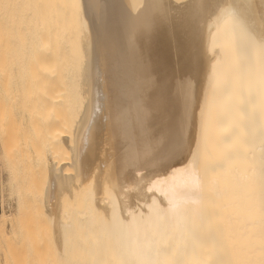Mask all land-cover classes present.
Instances as JSON below:
<instances>
[{"label": "bare ground", "instance_id": "6f19581e", "mask_svg": "<svg viewBox=\"0 0 264 264\" xmlns=\"http://www.w3.org/2000/svg\"><path fill=\"white\" fill-rule=\"evenodd\" d=\"M31 1L24 79L34 89L50 82L53 102L66 108L65 128L47 133L57 160L48 167L42 192L51 217L64 196H77L55 221L66 263L264 264V52L234 31L229 17L210 31L207 24L202 33L186 29L180 5L190 0H163L166 21L152 7L156 0H106L102 14H85L80 0ZM241 2L250 31L258 35L264 0ZM149 59L152 83L145 87L142 64ZM189 70L198 81L197 113L204 110L195 163L152 193L145 187L126 196L123 188L131 185L122 174L123 160L148 150L149 111L182 105L175 86ZM39 110L31 115L45 112ZM64 145L72 173L59 162ZM114 208L119 222H113ZM22 235L14 231L13 239L19 242Z\"/></svg>", "mask_w": 264, "mask_h": 264}, {"label": "rangeland", "instance_id": "374dc122", "mask_svg": "<svg viewBox=\"0 0 264 264\" xmlns=\"http://www.w3.org/2000/svg\"><path fill=\"white\" fill-rule=\"evenodd\" d=\"M8 1L0 0V264H62L63 261L64 264H69L58 246L60 238L56 239L59 233L55 226L56 218L64 216V209H69L71 202L77 201V196H64L60 200L63 209L61 205V209H55L52 215L54 218L51 217L52 212L43 209L42 205L46 182L44 177L48 167L57 160L54 154L56 147L51 145L52 138L50 139L51 135L47 133H55V130L65 128L62 117L66 108L58 107L57 103L53 102L56 96L53 98L51 91L53 92L55 86H51L50 82L35 85L34 89L31 80L25 81L27 71L25 72L24 67L28 62L27 51L30 47L26 31L30 18L28 9L32 1ZM23 1L26 4L22 5ZM23 7L28 8L25 10ZM21 28L24 31L20 30ZM46 91V96L40 95ZM43 97L46 99L39 103V98ZM36 109L45 112L39 110L38 116L31 115ZM31 130L37 132L32 135ZM67 132L61 135H66ZM64 146L59 162L70 171H67L68 173H72L65 153L67 147ZM44 210L50 216L44 213ZM20 230L24 238L16 242L13 233ZM65 257L67 258V255Z\"/></svg>", "mask_w": 264, "mask_h": 264}, {"label": "snow or ice", "instance_id": "6c2138e0", "mask_svg": "<svg viewBox=\"0 0 264 264\" xmlns=\"http://www.w3.org/2000/svg\"><path fill=\"white\" fill-rule=\"evenodd\" d=\"M80 3L85 14L89 10L102 14L106 7V0H80ZM180 6L186 9V16L181 20L186 29L202 33L203 25L207 24L210 31L216 21L229 17L233 30L239 32L251 46L264 52V29L258 35L250 31L246 16L247 6L241 0H190L188 4ZM77 7L79 8L80 5L78 4ZM152 7L160 13L162 21L170 19L169 10L165 7L163 0H156ZM212 47H215V38H213ZM142 71L145 87L151 86L150 59L143 62ZM197 82L193 70L183 73L175 86L176 96L181 99L182 105L173 110L158 105L154 111L146 114L144 135L149 138L148 150L144 153L126 155L123 160L122 174L131 185V187L123 188L126 196L139 195L144 192L145 187L146 193H152L157 185L167 181L170 176H174L179 171L188 170L189 165L195 163L204 126L203 108L199 114L197 113L198 104L195 93ZM132 173L134 175H130ZM191 176L192 187L195 189L199 181L194 171ZM104 192L107 196L111 195L108 184H105ZM155 206L154 200L152 205H149V211H152ZM112 219L113 222H119L115 208Z\"/></svg>", "mask_w": 264, "mask_h": 264}]
</instances>
